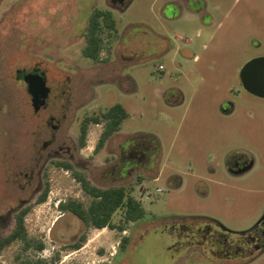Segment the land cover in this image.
<instances>
[{"label":"rangeland","instance_id":"rangeland-1","mask_svg":"<svg viewBox=\"0 0 264 264\" xmlns=\"http://www.w3.org/2000/svg\"><path fill=\"white\" fill-rule=\"evenodd\" d=\"M112 1L0 0V237L14 227L10 212L27 201L28 239L44 244L37 251L15 241L0 252V264H177L180 258V264H264V254L253 261L239 255L243 238L236 235L255 220L246 212L257 192L243 183L199 182L207 177L204 167L244 148L248 136L264 134V99L245 92L238 79L249 60L264 57V0H188L197 9L203 2L205 14L184 11L173 20L161 8L176 0H130L122 8ZM94 8L110 11L118 36L126 34L110 66L105 30L104 63L83 54ZM166 10L175 15L174 7ZM35 69L49 89L37 112L18 78ZM175 89L185 100L169 107L163 93ZM226 102L233 106L227 115L220 110ZM115 103L127 112L119 130L96 150L104 124L90 123L80 147V124ZM51 154L59 157L45 161ZM73 173L101 188H133L144 216L124 223L118 210L111 221L125 225V233L86 228L58 208L68 200L90 202ZM40 184L48 193L37 204ZM204 216L234 232L224 236L226 251L209 227L198 235Z\"/></svg>","mask_w":264,"mask_h":264},{"label":"trees","instance_id":"trees-1","mask_svg":"<svg viewBox=\"0 0 264 264\" xmlns=\"http://www.w3.org/2000/svg\"><path fill=\"white\" fill-rule=\"evenodd\" d=\"M104 30L107 31L106 35L108 38L113 36L115 32V21L112 13L108 10L94 8L87 23L85 44L83 47L84 56L91 59L94 64L101 62L100 52L104 43L101 34ZM126 117V110L120 104H115L104 112L85 118L79 128L80 147L85 145L88 125L90 123L104 124L103 132L96 145V150H99L104 146L106 141L119 130L121 123ZM60 165L64 166L66 169L70 167L68 164L61 163ZM74 178L82 184L84 192L92 196L93 199L86 207L81 202L68 201L60 204L59 209L63 212L71 213L79 219L86 228H108L110 230L117 229L123 232L126 231L125 225H115L111 221L117 210L122 211L124 223L135 222L144 216L145 212L141 202L131 195L133 188L118 186L100 189L91 185L89 180L82 173H74ZM47 191L48 190L45 191L39 202L45 201ZM28 211L29 209L25 210L17 217L14 227L8 235L0 237V252L15 241L23 242L25 245L24 249L34 247L37 251L43 250L44 244L38 242L35 245H31L28 239L24 225V216ZM82 241H84V237ZM123 241L126 243L128 238H123ZM78 246L79 245H75V249H77ZM37 264L46 263L44 261H39Z\"/></svg>","mask_w":264,"mask_h":264},{"label":"flooded vegetation","instance_id":"flooded-vegetation-1","mask_svg":"<svg viewBox=\"0 0 264 264\" xmlns=\"http://www.w3.org/2000/svg\"><path fill=\"white\" fill-rule=\"evenodd\" d=\"M112 2H114L116 6H119L120 4H123L124 0H113ZM166 17L170 18V16L167 14H166ZM33 73L43 74L42 72L36 69L30 72L21 71L18 73V78L20 81H24L23 80L24 75L33 74ZM238 79L243 89L239 76H238ZM45 83H46V80H45ZM252 96L259 98V99H264V97H258L255 95H252ZM48 97H49V94L46 98L44 106L41 107L40 110L45 107ZM220 110L225 115L231 114L233 110V106L231 102H226L221 106ZM53 128L55 129L57 128V126L54 125ZM58 157H59L58 154H51L46 157L45 161L58 158ZM71 160L72 159L69 157L68 161L71 162ZM63 164H67V163H63ZM68 165L70 166V164ZM58 166L63 169H66L64 166L60 164ZM204 168H205L204 170H205L207 177L205 178L201 177L199 179V182H201V185H205V183H213L218 186H223L225 184V181H229L236 186L243 183L244 185L252 189V191L257 192L258 197H255L248 203L249 210L246 212V215L255 217L254 222L251 224L249 228H247L243 232L236 233V235L242 236L243 238V242L239 244V255H243L244 258L248 261H253L260 255L264 254V189H263L264 187V134L261 137H252L251 135L248 136L246 138V143H245L244 148L234 149L228 152V154H226L222 158L221 162L217 163L214 167H210L209 165H207ZM66 170H71V166L69 167V169H66ZM130 171H134V170H130ZM78 183L81 189L83 190L82 184L80 182ZM93 186L100 188V189L112 188V187L101 188L96 185H93ZM115 187H118V186H115ZM46 190H48V188L45 187L42 189L41 184H40L38 188L35 190V192L33 193V195L36 197L35 201L37 202V204L42 203V202H39V200L43 197ZM86 195L89 197L90 202H91L93 199L92 196L88 194ZM68 201H73V200H68ZM68 201H65L63 203H66ZM26 203L27 201L22 202L21 205L17 208V210L10 212V217H12L14 224H15V220L17 219V217L20 214H22L25 210L29 209L26 206ZM59 211L61 210L59 209ZM63 213H66V212H63ZM25 216H24V219H25ZM201 219L204 221V224L202 225V228L199 229V233H198V235L201 236V239L204 237V234L207 231V228L205 229L203 227L207 226L216 232L212 236L213 239H215L216 244L220 246L221 250L226 251L228 249L227 248L228 241L224 239V236L225 234H232L234 232L228 230L221 223H219L215 218L204 216V217H201ZM95 229H104V228H95Z\"/></svg>","mask_w":264,"mask_h":264},{"label":"water","instance_id":"water-1","mask_svg":"<svg viewBox=\"0 0 264 264\" xmlns=\"http://www.w3.org/2000/svg\"><path fill=\"white\" fill-rule=\"evenodd\" d=\"M239 78L246 92L264 97V57L249 60L241 68ZM23 80L27 85V92L31 96L33 110L37 112L44 106L49 93L43 74H26Z\"/></svg>","mask_w":264,"mask_h":264},{"label":"crops","instance_id":"crops-1","mask_svg":"<svg viewBox=\"0 0 264 264\" xmlns=\"http://www.w3.org/2000/svg\"><path fill=\"white\" fill-rule=\"evenodd\" d=\"M129 1L130 0H124L123 4H120L119 7H121V8L124 7V5H126ZM200 4H201V7L197 9L193 5L190 6L188 0H185V1L184 0L169 1L164 6H162V8H161V14H162V16H163V18L165 20H173V19H176V18L180 17L181 13L184 12V11H190V12H193V13H197L198 12V14L199 13H202V15H203V14H205V10H206L205 9V5H204L203 2H201ZM169 6L174 7L175 15H172V13H170V12H168L166 10V8L169 7ZM110 8L112 10L116 9V8H113V7H110ZM166 14L169 15L170 18H167L166 17ZM207 18H208V22L206 23V25L212 24L213 23L212 18L210 16H208ZM125 36H126V34H124L122 36V38H120L118 36V34L116 33V31H115L113 33V36L111 38H109V40H108L109 41L108 42V48H107V56H106L105 61H104L109 66L112 65L111 56L112 55H118V53L120 52V48H121V45H122V39ZM163 42H164V39L163 38L158 39L157 45H156V48H154V51H157V52L163 51L162 48H161L162 47L161 44ZM100 54H101V52H100ZM196 59H197V57H195L194 60H196ZM100 60L103 62V60L101 59V57H100ZM98 64H100V63H98ZM163 98H164V100L166 101V103L168 104L169 107H177V106H180L184 102V100H185L184 93L181 90H178V89L168 90L167 92L163 93ZM115 104H120V103H115ZM120 105L125 109V107L122 104H120ZM123 232L125 233V231H123ZM181 260H182V258H180L179 261H177V264H180V261Z\"/></svg>","mask_w":264,"mask_h":264},{"label":"built area","instance_id":"built-area-1","mask_svg":"<svg viewBox=\"0 0 264 264\" xmlns=\"http://www.w3.org/2000/svg\"><path fill=\"white\" fill-rule=\"evenodd\" d=\"M158 192H160V190H157Z\"/></svg>","mask_w":264,"mask_h":264}]
</instances>
